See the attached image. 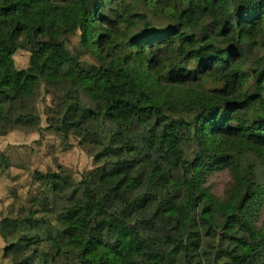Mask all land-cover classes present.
<instances>
[{"label": "trees", "instance_id": "obj_1", "mask_svg": "<svg viewBox=\"0 0 264 264\" xmlns=\"http://www.w3.org/2000/svg\"><path fill=\"white\" fill-rule=\"evenodd\" d=\"M263 32L264 0H0V136L74 137L101 177L142 190L117 208L91 206L87 181L65 165L36 170L28 214L0 219L2 239L14 238L3 254L16 250L19 264H66L70 250L76 264H264V80L245 86L237 47ZM74 35L94 63L72 55ZM223 167L231 181L218 197L206 180Z\"/></svg>", "mask_w": 264, "mask_h": 264}, {"label": "rangeland", "instance_id": "obj_2", "mask_svg": "<svg viewBox=\"0 0 264 264\" xmlns=\"http://www.w3.org/2000/svg\"><path fill=\"white\" fill-rule=\"evenodd\" d=\"M155 24L167 25L166 18L150 17ZM141 25L138 24L131 34L136 35ZM68 47L72 55L83 61L95 62V58L79 43L77 35L71 36ZM242 51L243 69L247 73L245 86H249L255 77L263 76L264 80V32L256 38V42L248 44L241 42L237 46ZM28 46L20 49L14 55L15 73L18 79L26 70L28 63ZM210 83L205 84L209 87ZM51 97L46 94L39 96L37 108L41 116V124L45 123V107ZM5 162L1 166L7 169L6 178L0 177V219L5 216H23L28 214L32 198L40 191V184L34 177V171L40 172L55 169L57 163L68 167L75 179L87 181L89 201L91 206L96 202L117 208L126 198L137 196L142 190L125 188L120 177H101V165L93 161L92 156L84 147L78 146L77 139L69 137L63 140L53 131L31 132L26 129H16L0 136V149H3ZM1 152V151H0ZM0 172L2 170L0 169ZM231 181V175L223 167L208 175L206 185L218 197L223 196L224 190ZM35 208V207H34ZM52 218V214L49 213ZM264 218V209L261 219ZM14 240L2 239L0 236V264H19L20 255L16 250L8 255L3 254L4 248ZM75 252L70 250L67 257L61 258L66 264H76Z\"/></svg>", "mask_w": 264, "mask_h": 264}]
</instances>
